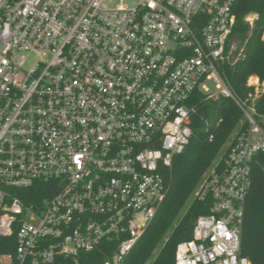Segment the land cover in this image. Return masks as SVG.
<instances>
[{
  "label": "built area",
  "instance_id": "obj_1",
  "mask_svg": "<svg viewBox=\"0 0 264 264\" xmlns=\"http://www.w3.org/2000/svg\"><path fill=\"white\" fill-rule=\"evenodd\" d=\"M239 1L0 0V264L78 263L105 242L116 249L101 264H124L194 136L196 90L232 98L249 126L204 175L195 197L210 209L176 264H252L242 236L264 81L250 76L241 99L222 70L246 54ZM40 183L53 194L31 198Z\"/></svg>",
  "mask_w": 264,
  "mask_h": 264
},
{
  "label": "trees",
  "instance_id": "obj_2",
  "mask_svg": "<svg viewBox=\"0 0 264 264\" xmlns=\"http://www.w3.org/2000/svg\"><path fill=\"white\" fill-rule=\"evenodd\" d=\"M235 12V36H243L250 29L245 20L248 15L258 16L244 58L236 67L222 69L234 94L246 99L250 76L258 75L264 81V0H240ZM190 104L195 107L192 114L194 136L185 152L175 157L172 171L167 177V195L124 264H176L178 244L191 238L197 218L207 214L210 209V201L202 202L195 197L204 175L216 160L222 163L228 150L222 155L221 151L228 142L233 141L232 135L249 126L243 110L232 98L207 99L202 91L196 90ZM256 107L260 113H264V93L256 101ZM206 119L213 120L207 130ZM45 190L44 184L40 183L29 193L31 198L53 194ZM5 249L10 251L13 247ZM115 249V243L105 242L97 250L82 254L78 263L68 259L65 264H101L113 255ZM242 250L252 264H264V151L256 154L251 166Z\"/></svg>",
  "mask_w": 264,
  "mask_h": 264
},
{
  "label": "rangeland",
  "instance_id": "obj_3",
  "mask_svg": "<svg viewBox=\"0 0 264 264\" xmlns=\"http://www.w3.org/2000/svg\"><path fill=\"white\" fill-rule=\"evenodd\" d=\"M255 21H256V20H255ZM248 24H249V26H250V29L248 30V32H247L246 34H244L243 36H236V37H235V38L238 39L239 47H244L246 43H247V47H248L249 39H250V37H251V35H252V30H253V27H254L255 22H254L253 25H251L250 22H248ZM246 50H247V48H246ZM244 53H246V51H245ZM256 76H258V75H256ZM258 77H259V76H258ZM259 78H260V77H259ZM260 80H261V79H260ZM211 87H213V86H211ZM247 89H248V94H247V98H246V99H251V98L249 97V95L252 94V93L254 94V93H255V90L253 89V87H249V86H248V82H247ZM212 121H213V120H211V122H212ZM262 124H263V126H264V122H263ZM211 125H212V124H211ZM211 125H210V126H211ZM237 131H238V130H237ZM237 131L232 135V137H231L232 140H233L234 137L237 135V133H238ZM231 142H232V141H231ZM231 142H228V143L226 144V146L222 149V151H221V155L224 154V153L228 150V148H229ZM217 161H219V160H216L215 162H217Z\"/></svg>",
  "mask_w": 264,
  "mask_h": 264
}]
</instances>
